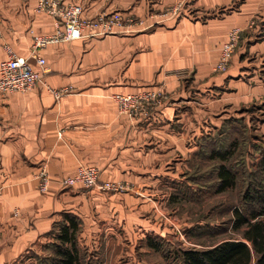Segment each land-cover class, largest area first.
Returning a JSON list of instances; mask_svg holds the SVG:
<instances>
[{
    "label": "crops",
    "instance_id": "crops-1",
    "mask_svg": "<svg viewBox=\"0 0 264 264\" xmlns=\"http://www.w3.org/2000/svg\"><path fill=\"white\" fill-rule=\"evenodd\" d=\"M172 1L66 0L81 4L85 18L119 12L125 26L105 37L47 46L40 50L51 69L45 84L0 96V264L17 261L65 213L79 217L78 239L87 245L123 244L131 228L146 227L140 215L154 207L146 199L161 193V180L170 173L165 168L181 157L176 175L193 154L199 133L193 90L208 96L203 89L212 83L213 62L228 33L262 6V0H248L236 13L209 19L230 0H191L186 21L175 28L172 22L164 29L142 27L144 20L159 23L156 14ZM36 6L37 0H0V62L8 57L7 46L29 57L33 34L55 31V18ZM63 88L72 92H53ZM144 89L161 91L166 102L146 115L122 113L115 95ZM81 165L98 167L102 180L128 189L64 185ZM43 170L50 180L46 192L39 184Z\"/></svg>",
    "mask_w": 264,
    "mask_h": 264
},
{
    "label": "rangeland",
    "instance_id": "rangeland-1",
    "mask_svg": "<svg viewBox=\"0 0 264 264\" xmlns=\"http://www.w3.org/2000/svg\"><path fill=\"white\" fill-rule=\"evenodd\" d=\"M190 1L173 0L156 14L159 23L153 26L152 21L144 20L142 27L164 29L172 22L169 27L175 28L186 21L184 14ZM247 1L230 0L206 18L227 17L241 10ZM258 7L243 24L230 30L241 27L242 33L228 68L216 71V60L213 62L212 83L203 89L208 96H197L193 90L194 124L199 126L193 154L176 175L174 163L182 162L181 157L165 168L170 173L161 180V193L146 199L154 207H146L140 215L146 227L131 228L129 240L123 244L87 245L78 239L82 264H182L184 249H205L241 238L242 233L233 228L234 211L257 209L255 203H245L243 196L247 190H264V0ZM223 165L230 170L234 185L220 191L219 171ZM56 219L57 223L64 220V214ZM57 229L53 227L48 236L11 264H40L53 255Z\"/></svg>",
    "mask_w": 264,
    "mask_h": 264
},
{
    "label": "built area",
    "instance_id": "built-area-1",
    "mask_svg": "<svg viewBox=\"0 0 264 264\" xmlns=\"http://www.w3.org/2000/svg\"><path fill=\"white\" fill-rule=\"evenodd\" d=\"M179 7L174 8L176 12ZM37 12H44L55 18V31L47 35L33 34V44L29 57L16 54L7 46L8 57L0 62V96L14 92L34 90L38 84H45L44 78L51 71L40 50L51 44L71 42L86 37H105L114 34L125 26V18L119 13H101L94 18H85L84 7L78 3H68L66 0H37ZM2 21L0 19V35ZM241 28L230 31L227 40L221 48L220 59L215 65L216 71L228 68L232 52L236 47ZM30 57L35 59L40 70H35L30 63ZM56 96L69 92L68 88L53 90ZM166 95L157 90H144L134 94L116 95L119 109L122 113L133 117L146 115L151 108L159 107ZM40 190L46 192L50 180L46 170L40 174ZM64 185H81L86 188H96L109 192H124L127 186L122 182L101 180V171L95 166H79L76 174L63 182Z\"/></svg>",
    "mask_w": 264,
    "mask_h": 264
},
{
    "label": "trees",
    "instance_id": "trees-1",
    "mask_svg": "<svg viewBox=\"0 0 264 264\" xmlns=\"http://www.w3.org/2000/svg\"><path fill=\"white\" fill-rule=\"evenodd\" d=\"M219 177L220 191L234 185L233 176L225 165L221 166ZM243 200L250 205L255 203L258 208L247 213L240 208L235 209L233 228L242 233L241 238L224 240L205 249H184L181 251L182 264H264V190L254 193L247 190ZM57 227L54 254L45 257L40 264H82L78 246L79 217L65 213L64 220L54 224V228ZM150 245L157 247L152 241Z\"/></svg>",
    "mask_w": 264,
    "mask_h": 264
}]
</instances>
